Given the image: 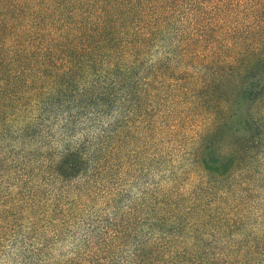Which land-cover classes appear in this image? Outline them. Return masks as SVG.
Wrapping results in <instances>:
<instances>
[{"label": "trees", "instance_id": "16d2710c", "mask_svg": "<svg viewBox=\"0 0 264 264\" xmlns=\"http://www.w3.org/2000/svg\"><path fill=\"white\" fill-rule=\"evenodd\" d=\"M0 264H264V0H0Z\"/></svg>", "mask_w": 264, "mask_h": 264}]
</instances>
